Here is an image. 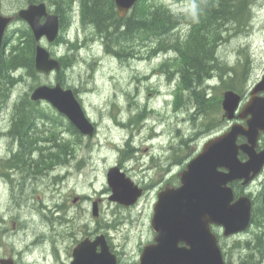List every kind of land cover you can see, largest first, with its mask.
<instances>
[{
  "label": "rangeland",
  "instance_id": "rangeland-1",
  "mask_svg": "<svg viewBox=\"0 0 264 264\" xmlns=\"http://www.w3.org/2000/svg\"><path fill=\"white\" fill-rule=\"evenodd\" d=\"M156 1L181 14L190 6L187 0ZM40 2L46 4L45 1ZM248 2L250 6L244 9L240 22L233 19L225 22L222 40H219L215 50L219 61L229 69L234 66L244 70V90L237 92L243 97V102L249 99L252 88L264 75V0ZM28 4L27 0H1V12L5 15L16 14ZM79 4L80 0H73L72 11L76 13L63 34L71 39L77 38L82 45L73 56L74 63L64 72L61 85L73 89L87 116L95 124L96 131L92 137L81 134V141L76 139L73 156H68L66 162H62L70 161L67 168L64 166L63 170L58 168L54 172L64 173L61 182H54L52 177H48L38 186L30 184L25 198L18 203L11 200L14 205L10 204L9 209H6L5 200L0 197V257L16 256L17 250H22L37 233L44 237L40 246L34 249L33 245L30 246V254L21 258L19 264H68L76 241L85 236L93 238L99 233L106 236L110 248L117 253L119 264L133 263L135 258L138 259L143 245L153 241L150 219L158 190L167 183L179 185L178 173L186 162L201 151L206 140L228 130L236 120L222 118L220 123L212 122V128L206 130V120H210L212 115V121L222 117L221 107L219 111L211 110L205 115L206 118L200 114L192 118L191 103L175 108L173 82H169L159 70L160 63L173 58L174 53L167 50L150 55L151 43L147 45L140 40L129 43L135 52L128 58L108 52L104 41L93 28L81 23ZM23 26L29 27L26 21L17 17L6 29L0 61L7 57L8 46L16 30ZM187 29L188 26L183 25L177 31L186 34ZM40 44L50 51L55 50V46L44 38ZM70 46L62 44L61 49L67 52ZM229 69L222 68L221 71L226 79ZM215 71L213 80L205 82L204 86L221 82L219 71ZM16 72L21 75L18 83L9 90L6 99L0 94V135L4 137L13 120L15 106L20 102L18 98L26 93L29 96L40 84L59 82L57 72L45 74L35 71L34 75H30L24 68ZM7 80L0 70V86L6 85ZM219 87L215 91L210 89V93L219 95L221 99L223 91L227 89L222 84ZM39 102H34V111L44 112L45 120L47 116L56 114L57 111L48 103ZM61 120L65 123L63 118ZM127 140L129 144L126 148L131 149L128 148L126 154L120 148ZM259 147H264V133L259 137ZM175 150L184 156L180 163L173 154ZM241 159H245L244 156ZM113 165L119 166L126 176L144 188L143 195L134 205L124 206L108 199L111 190L106 172ZM233 183L237 188L241 187L242 192L251 193V197L264 187V172L261 171L248 186H241L238 181ZM16 196H19L18 189L14 198ZM93 201L97 202L96 216L92 215ZM253 206L256 210L264 208V199L253 204L252 210ZM38 211L39 215H36ZM13 221L16 223L14 229ZM213 231L219 233L218 242L228 264H239L242 255L249 253L244 247L245 240H253L251 245L256 251L264 249L263 243L255 236L258 231L255 224L230 236H224L218 226H214ZM253 257L248 264H254V260L260 264V253Z\"/></svg>",
  "mask_w": 264,
  "mask_h": 264
},
{
  "label": "water",
  "instance_id": "water-1",
  "mask_svg": "<svg viewBox=\"0 0 264 264\" xmlns=\"http://www.w3.org/2000/svg\"><path fill=\"white\" fill-rule=\"evenodd\" d=\"M137 0H114L117 13L124 17ZM19 17L29 25L35 40L34 66L38 72L49 74L60 69V61L40 44L45 38L53 42L59 34V17L48 11L44 2L29 3L16 15L1 12L0 52L6 29ZM1 55V54H0ZM1 63V61H0ZM264 75L250 92V97L238 110L242 96L233 90L222 93L223 116L235 117L229 129L206 140L199 151L179 173V185H165L157 192L150 220L155 235L153 242L143 246L138 261L132 264H225L217 235L212 225L220 226L224 236L245 230L251 221L252 200L246 194L235 197L231 183H250L264 168V147L258 149L259 137L264 133ZM29 98L45 100L83 136L92 137L96 131L72 88L59 82L40 84ZM236 111L238 113L236 114ZM239 138L244 141L238 142ZM240 154L245 159L240 158ZM111 194L108 199L132 205L141 196L142 189L118 166L106 172ZM92 214L97 215V202ZM12 264L11 259H0ZM68 264H118V257L110 250L103 234L93 239L84 238L72 250Z\"/></svg>",
  "mask_w": 264,
  "mask_h": 264
},
{
  "label": "trees",
  "instance_id": "trees-1",
  "mask_svg": "<svg viewBox=\"0 0 264 264\" xmlns=\"http://www.w3.org/2000/svg\"><path fill=\"white\" fill-rule=\"evenodd\" d=\"M27 1L28 3L45 1L48 7L59 17L60 34L54 43H52L55 46V50L51 52L60 61L61 66L57 72L59 79L57 78V80L62 84L64 72L74 63L73 56H76L78 48L82 45L77 38L71 39L70 36L65 35V33L63 34V30H65L69 20L76 13L72 11L73 0ZM187 1L190 6L181 14L175 13V11L158 3L156 0H137L129 12L124 17H120L117 13L114 0H80L79 17L83 26H91L95 34L100 36L108 52L121 58H128L132 52H135L129 46V43H137L139 40L147 45L151 43L150 55L167 50L168 53L173 52V58L170 57L162 61L159 70L162 74L166 75L169 82H173L172 98L174 107L178 108L191 103L193 105L191 117L193 118L196 114L205 116L211 110H220V96L210 93V89L215 91L222 84V87L227 90L232 89L238 93H242L244 90V78H242L245 77L244 70L233 66V69H229L228 66L219 61L215 50L219 40L222 39V27L225 22L232 19L240 22L244 9L246 6L249 8L250 3L248 0ZM183 25L188 26L186 34L177 31ZM15 33L14 39L12 38L8 46L7 57L1 60V74L3 73L8 79L6 85L0 86V94L3 95V99L7 98L9 90L20 80L21 75H17L18 72H16L18 69L24 68L30 75H34L36 71L34 66L36 43L30 27H19ZM62 44H65V46L71 44L67 52L61 49ZM110 44H112V47ZM217 67L219 68L218 77L221 82L216 85L207 84L204 86L205 82L213 78L215 70H218ZM222 67L229 69V81L223 77V72H221ZM233 73L238 76L234 77L235 74ZM18 99L20 102L18 101L19 103L13 111L15 131L21 132L26 138L32 140L36 137V132L42 131V129L34 128V125L43 123L40 121H42L45 113L41 110H38V113L34 111V102L29 99L28 93ZM212 118L213 115L210 120H206V130L212 128L210 127L213 124L212 122H217L218 124L224 117L222 114L221 118L217 117L213 121ZM63 126L74 134L75 139L81 141L82 135L71 123L65 121ZM182 142L185 141L182 139ZM125 143L128 146L129 141ZM70 147V142L64 139L62 142L63 161L67 158L65 156L66 148L69 149ZM122 148H120L121 151L127 154L126 150L128 148L125 147V144ZM173 154L176 156L178 163L184 158L176 150ZM234 184H231L234 194L236 196L242 194L241 187L237 188ZM252 193L254 192L252 191ZM248 194L250 195L251 193ZM255 194L251 196L254 205L256 202L264 199V187H261V190L259 189L258 193ZM251 224L257 225L258 231L255 236L264 245V208L256 210V207L253 206ZM251 241L245 240V247L250 250L249 253L243 256L239 264H248L249 259L253 260V255H257V252L260 253L259 263L263 264L264 249L256 251V248H251L253 246L251 245ZM251 250H255L256 252L253 251L252 253ZM254 261V264H258L256 260ZM225 264L228 263L225 262Z\"/></svg>",
  "mask_w": 264,
  "mask_h": 264
},
{
  "label": "flooded vegetation",
  "instance_id": "flooded-vegetation-1",
  "mask_svg": "<svg viewBox=\"0 0 264 264\" xmlns=\"http://www.w3.org/2000/svg\"><path fill=\"white\" fill-rule=\"evenodd\" d=\"M40 102L45 103V101H40ZM56 115L58 117H55ZM45 116L46 115H44L42 117V121H40L43 122L42 126L41 124L34 125V128L42 129V131L36 132L35 133L36 137L33 138L32 140L26 138L24 135H21V133L15 131L14 118L8 130L6 131V136L4 137L3 135L2 136L0 135V197L5 200L4 205H6V209H9L8 207H10L11 200H13L14 203H18L19 201H21V199L25 198L24 196L27 195L26 189L30 184H34L35 186L37 184L38 186L39 184L45 182L48 177L49 178L52 177L54 179V182L58 180L59 182H61L63 180L64 177L63 172L59 171V173H54L56 170H58V168L61 170V168L63 169V167L69 163V162L65 163L66 165L62 164L63 162L62 142L64 139L65 141L70 142L71 147L69 149L66 148L67 150L65 156L67 157L70 155L73 156V151L76 145V139L75 137L73 139L74 134L71 133L66 127L62 128L63 123L61 119L62 118L64 119L65 118L64 116L56 112V114L52 117L47 116L48 117L46 119L47 121L44 119ZM65 121L68 120L65 118ZM66 160L67 158L65 159V162ZM58 177L60 179H58ZM138 186L142 189V194H141L142 196L144 193V188L140 185ZM39 187L38 189H40ZM16 189H18L19 191V196H16L17 198H14ZM38 198L40 199V196ZM8 199H10V203H8ZM138 199L136 200V202L138 201ZM124 206H131V205H124ZM35 214L39 215V211ZM14 224L16 223L13 221V229L15 228ZM211 227L213 230L214 226ZM18 230L19 228L17 229V231ZM217 235L219 237V233ZM86 237L89 236H85L84 238ZM42 238L44 237L38 235L37 233L36 237L31 242H29L28 244L26 243L25 246L22 247V250L21 249L17 250L15 254L16 256L0 257V259H11L12 264H19V260L21 258L30 254L29 248L31 245H33L32 249H34L36 246L41 245L43 241ZM79 241L80 240H77L76 243H78ZM136 260L138 261V259L135 258L133 262H136Z\"/></svg>",
  "mask_w": 264,
  "mask_h": 264
},
{
  "label": "bare ground",
  "instance_id": "bare-ground-1",
  "mask_svg": "<svg viewBox=\"0 0 264 264\" xmlns=\"http://www.w3.org/2000/svg\"><path fill=\"white\" fill-rule=\"evenodd\" d=\"M251 1H253V0H251ZM249 3H250V2H249ZM247 13H249V12H247ZM246 17H247V16H246ZM245 21H247V20H245ZM244 24L246 25V23H244ZM233 26H234V25H233ZM235 27H236V26H235ZM237 28H238V27H237ZM239 29H240V28H239ZM220 38H221V37H220ZM221 40H222V39H221ZM98 41H99V40H98ZM98 41H97V42H98ZM216 55H217V54H216ZM218 67H219V66H218ZM218 67H217V68H218ZM224 67H225V65H224ZM224 67H222V68L224 69ZM233 67H234V66H233ZM243 67H244V66H243ZM219 68H220V67H219ZM219 68H218V71H219ZM230 68H231V67H230ZM225 69H226V68H225ZM227 69H228V68H227ZM232 69H233V68H232ZM213 72H214V71H213ZM215 72H216V71H215ZM232 72H233V70H232ZM235 72H236V71H235ZM236 73H237V72H236ZM233 74H235V73H233ZM231 75H232V74H231ZM236 75H237V74H235V76H234V75H233V76H234V77H237L238 75H237V76H236ZM226 76H227V75H226ZM207 78H208V77H207ZM229 78H230V76H229ZM221 79H222V78H221ZM225 79H226V77H225ZM212 80H213V79H212ZM228 81H229V79H228ZM207 82H208V81H207ZM201 83H202V81H201ZM225 83H226V82H225ZM214 87H215V86H214ZM209 88H210V87H209ZM205 90H206V89H205ZM208 90H209V89H208ZM207 93H209V92H207ZM15 118H16V117H15ZM17 120H18V119H17ZM14 123H15V122H14ZM25 124H26V122H25ZM20 133H21V132H20ZM21 135H22V134H21ZM127 141H128V140H127ZM22 143H23V142H22ZM130 143H131V142H130ZM125 147H126V143H125ZM128 148H130V147H128ZM124 151H125V150H124ZM121 152H122V151H121ZM35 155H37V154H35ZM38 156H39V155H38ZM41 156H42V155H41ZM50 157H51V156H50ZM36 158H37V157H36ZM38 158H39V157H38ZM37 160H38V159H37ZM68 160H69V159H68ZM30 161H31V159H30ZM32 161H33V160H32ZM44 162H45V161H44ZM46 162H47V161H46ZM69 162H70V161H69ZM64 163H65V162H64ZM71 163H72V162H71ZM64 165H66V164H64ZM62 167H63V166H62ZM66 168H67V167H66ZM72 168H73V167H72ZM62 170H63V169H62ZM47 172H48V171H47ZM58 172H59V171H58ZM58 179H60V178L58 177ZM58 181H59V180H58ZM58 181H57V182H58ZM254 243H255V242H254ZM255 244H256V243H255ZM257 244H258V243H257ZM257 244H256V245H257ZM245 246H246V245H245ZM245 246H244V247H245ZM255 247H256V246H255ZM251 248H252V246H251ZM263 248H264V247H263ZM247 250H248V249H247ZM249 250H250V249H249ZM243 251H244V250H243ZM242 256H244V255H242ZM260 259H261V258H260Z\"/></svg>",
  "mask_w": 264,
  "mask_h": 264
}]
</instances>
